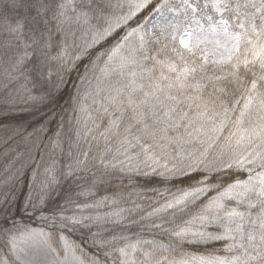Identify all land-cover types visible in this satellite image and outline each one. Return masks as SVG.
I'll use <instances>...</instances> for the list:
<instances>
[{"label": "snow or ice", "instance_id": "obj_1", "mask_svg": "<svg viewBox=\"0 0 264 264\" xmlns=\"http://www.w3.org/2000/svg\"><path fill=\"white\" fill-rule=\"evenodd\" d=\"M0 264H264V0H0Z\"/></svg>", "mask_w": 264, "mask_h": 264}]
</instances>
